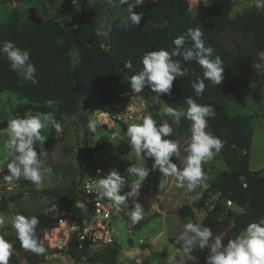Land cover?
<instances>
[{
    "label": "trees",
    "instance_id": "obj_1",
    "mask_svg": "<svg viewBox=\"0 0 264 264\" xmlns=\"http://www.w3.org/2000/svg\"><path fill=\"white\" fill-rule=\"evenodd\" d=\"M254 1V0H251ZM79 8V17L74 26L62 27L51 20L44 22L31 21L20 23L19 11L13 8L7 19L0 23V41L11 40L21 48H27L31 53V60L35 64L38 79L37 84L30 81L22 82L17 74L10 69L9 62L0 56V93L10 91L17 94L24 102L18 103L9 118L0 120V129L7 127V120L24 116L26 113H51L53 117L64 124L66 116L78 110H105L108 106L120 100L119 91L131 90L130 76L141 71V63L145 51L164 48L169 51L174 47L173 39L186 35L188 28H201L206 46L214 49V57L220 56L223 62V82L215 86L205 80V89L202 96H197L192 82L197 77L203 78V69L195 62H185L182 57H173L179 60L182 67L189 69V75L177 77L170 94H161L159 99L167 106L187 109L186 98L191 97L196 103L210 105L214 108L215 116L208 119L207 131L218 137L223 147L216 153L223 161L226 169L218 172L209 182L208 187L201 190L198 199L185 203L175 211L180 218H193L194 213L205 208L211 194L217 193L218 200L226 204L230 200L232 206L240 210L235 212L231 206L225 210L221 204H216L211 212L213 222L203 226L210 227L213 237L226 235L223 244L229 239L236 238L246 226L264 216V167L251 169L249 167V147L252 138L251 119L253 115H230L224 100L241 101L245 87L250 84L262 83V69H255L250 61L259 62L258 51L264 50V12H243L231 17L230 12L233 0H214L201 5L195 13L189 12V0H145L144 4L137 5L134 11L142 16L139 26L125 29L121 26V19L113 20L108 28V39L98 34L99 13L106 5L105 0H76ZM224 31H231L246 37L249 44L248 61L240 55L239 50L233 52L220 42L218 36ZM83 40L85 45L78 48L77 61L72 64L69 54L73 41ZM192 41L186 39L185 47H191ZM126 61L132 62V69L124 68ZM192 73H195L194 75ZM140 95L154 102L155 92L146 85ZM54 100L53 107L46 105L47 100ZM162 124L165 120L171 124L167 116L151 115ZM81 121L87 133L84 115ZM191 122L181 119L179 126L172 125L174 131L169 139L176 140L186 130L190 129ZM56 131L51 126L41 149L37 142L35 148L38 153L52 148L56 142ZM186 145L184 146V148ZM184 148L179 150V156H184ZM147 158V157H146ZM12 159L10 154L0 165V179L10 175L7 163ZM172 161L174 156L171 157ZM179 167V159L175 157ZM83 161L80 160V163ZM108 162L101 158H87L86 167L105 170ZM84 172L87 168L82 169ZM83 172V173H84ZM84 178V177H83ZM20 189L0 198V210L4 211L8 204L20 198L46 195L58 197L55 189H38L32 182L23 178L16 180ZM74 190L64 199V207L71 212L78 226L82 230V207L89 205L82 200ZM219 203V202H218ZM32 216L25 210H17L14 214ZM39 219L36 235L42 228L48 227L63 218L62 210L58 214L44 212L38 214ZM131 230L139 229L144 223L140 221L131 226L129 217L124 213L122 217ZM77 231H74L68 240L66 253L75 261L85 260L91 264H120L117 260L118 247L111 246L100 250L95 255H86L83 248L78 247ZM12 247L9 264H46V251L37 255L21 247L17 237H3ZM169 241L182 252V247L176 244V238ZM46 250V247L43 246ZM207 255H200L195 248L189 253L197 261L192 264H206Z\"/></svg>",
    "mask_w": 264,
    "mask_h": 264
},
{
    "label": "rangeland",
    "instance_id": "obj_2",
    "mask_svg": "<svg viewBox=\"0 0 264 264\" xmlns=\"http://www.w3.org/2000/svg\"><path fill=\"white\" fill-rule=\"evenodd\" d=\"M75 1L21 0L11 4L9 0H0V23L7 19L13 8H16L19 11L21 24L31 21L44 22L51 20L59 23L64 28L74 26L79 17V8ZM212 1L189 0V12L193 14L198 7ZM126 6L123 5L122 7ZM243 12L263 13L264 9H257L254 6V1L251 0H235L230 16L235 17ZM124 15H126V11L119 6L118 0L112 6L106 3L101 9L97 32L105 42L108 39V24L115 19H121ZM218 38L224 47L233 52L239 50L244 60L248 61L247 54L250 50L246 37H242L235 32L224 31ZM83 45H85L83 40H76L71 43L69 54L72 64L77 61L78 48ZM249 63L255 65V61ZM261 77V84H250L245 87V92L241 96V101L245 105L231 99L224 100L230 115H253L251 119L253 133L249 147V167L251 169L264 167V70L261 72ZM119 96L120 100L116 102L118 107H115L114 103L107 107L108 116L100 115L97 110H78L72 115L66 116L62 125L63 131L56 133L55 145L42 151L46 152L47 155L41 158L46 165L53 168V175L50 177L45 176L41 187L38 188L55 189L59 192V196L36 195L23 197L9 203L4 211L0 210V217L5 219V226L0 227V236L16 237L15 230L10 227V219L15 211L25 210L32 216H37L46 212V209L54 203L58 209L62 210L64 217L50 226L42 228L39 232V242L46 247V264H91L85 260L75 261L65 251L70 235L75 231L77 225L71 212L65 209L64 199L68 198L70 192L74 190L81 203L82 200H87L86 193L81 186L83 177L88 176L96 182L101 177L108 175L113 169L117 170L126 180L121 194L129 191L130 183L136 177L129 175L127 169L133 164L141 166L145 163V166L150 169L148 177L139 190V196L135 198V201L133 198H129L128 204L121 205L123 211L115 209L111 212L110 225L113 242L105 244L98 240L87 241L82 246L86 255H95L102 249L117 246L119 249L117 260L120 264H180V259L184 256V253L173 245L169 238H176L188 222L202 224L208 222V225H210L213 222L211 212L216 204H221L224 210L228 208L226 204L218 200L217 194L213 193L208 198L205 208L195 212L193 218L182 219L176 215V209L185 203L197 200L204 187L198 186L195 191L187 192L184 188L176 187L175 177H164L158 169L151 171L153 159L145 158L144 162L142 156L137 157L134 149H131L128 145L125 135L129 124L140 122V114L142 116L148 114L165 116L164 108L167 105L162 101L153 105L154 102L140 94L133 93L132 90H121ZM21 102H24V100L20 99L16 93L1 92L0 120L9 118L14 107ZM130 103H134L137 111L127 117L126 109H128ZM177 109L184 110L182 108ZM81 115L85 116L87 123L89 120L96 121L95 133L85 131ZM49 128L50 123H47V126L41 130L43 140L37 141L41 149L44 146ZM6 132L7 127L0 129V134H6ZM189 136L190 131L186 130L178 137L179 150L184 148ZM10 154L6 149L0 147V165ZM89 157L101 158L107 161V168L101 170L86 167L87 158ZM175 157L174 163H176ZM80 160L83 162L80 163ZM202 167L207 176V179L202 183L207 185L216 173L226 169L225 164L217 154L211 160L203 163ZM83 168H87V170L84 172ZM19 189L20 187L15 179L12 181H6L4 178L0 179V198L12 192H17ZM104 199L108 200L107 198ZM80 202L78 204L81 206ZM134 202L140 203L144 209V218L141 220L144 223L139 229L131 230L122 217L124 213L130 210L129 208L134 207ZM231 207L235 212L240 211L232 205ZM95 217L90 203L82 207V230L88 237L94 232ZM242 233L243 231L239 235ZM195 249L203 256L208 254L209 246L204 249ZM196 261L191 255L185 257V264H192Z\"/></svg>",
    "mask_w": 264,
    "mask_h": 264
},
{
    "label": "clouds",
    "instance_id": "obj_3",
    "mask_svg": "<svg viewBox=\"0 0 264 264\" xmlns=\"http://www.w3.org/2000/svg\"><path fill=\"white\" fill-rule=\"evenodd\" d=\"M112 6L116 0H105ZM145 0H118L119 6L126 11L121 18V26L127 29L131 26H139L142 16L140 12L134 11L137 5L144 4ZM127 5L126 7H122ZM257 9H264V0H254ZM192 41L191 47H185L186 39ZM174 47L171 51L159 48L145 51L141 60L143 69L130 76L131 90L135 94L143 92L146 85L150 86L156 93L154 103L159 104L161 94H170L173 82L177 77H187L189 69L182 67L179 60L173 57H182L183 61H195L203 69V78L197 77L192 82L196 95L202 96L205 89V80L218 86L223 82L224 66L220 56L214 57V49L206 46L203 40L201 28H188L186 35H180L173 39ZM259 62L254 65L255 69L264 68V50H259ZM0 56H4L9 62L11 71L15 72L22 82L30 81L37 84L36 66L31 60L30 50L21 48L11 40L0 41ZM131 61L124 63V68L132 69ZM193 75L195 73H192ZM46 105L53 107L54 100H47ZM186 110H178L170 105L164 108V115L171 118V124L165 120L162 124L157 122L150 114L145 115L139 123H131L127 126V143L134 149L137 157L152 158L151 171L159 170L164 177H175L176 187L184 188L187 192H193L198 186L207 188V179L202 164L211 160L223 147L222 141L216 137L208 128V119L215 116L214 108L210 105H201L191 97L186 98ZM186 118L191 122L190 136L186 140L184 152L186 155L179 156V143L169 139L173 134L172 125L179 126L181 119ZM50 123L57 133L63 131L52 114L26 113L24 116H16L7 120L6 134H0V147L12 154V159L7 163L10 175L4 177L6 181L13 179L32 182L37 188L42 185L45 176L53 175V168L45 164L41 157L47 155L35 148L37 141H42L41 130ZM89 131L95 133L97 123L89 120L87 123ZM176 156L179 159V167L171 159ZM150 169L145 166L131 165L127 172L135 176L131 181L130 190L121 194L126 180L120 173L113 169L108 175L96 181L89 192H94L98 199L107 198L117 211H123L121 205L127 203L129 198L139 196V190L149 175ZM27 198V194H25ZM198 198V197H197ZM128 204V203H127ZM125 214L129 217L131 226L137 225L143 218L144 209L140 203L134 202V207L129 208ZM58 207L52 204L46 209V213L58 214ZM39 219L36 216H25L14 214L10 219V227L15 230L16 237L21 247L37 255L45 253V248L39 242L36 235ZM5 226V219L0 217V227ZM226 235L220 234L213 237L210 227L202 223L188 222L176 237V244L182 247L184 256L180 264H185L193 248L204 249L210 245V252L206 258V264H264V216L250 222L243 233L234 239H229L223 244ZM12 245L0 236V264H9L12 255Z\"/></svg>",
    "mask_w": 264,
    "mask_h": 264
},
{
    "label": "built area",
    "instance_id": "obj_4",
    "mask_svg": "<svg viewBox=\"0 0 264 264\" xmlns=\"http://www.w3.org/2000/svg\"><path fill=\"white\" fill-rule=\"evenodd\" d=\"M114 105L115 107H118L117 103H114ZM136 111H137V108L136 106H134V103H130L128 109H126V116L130 117L131 114L135 113ZM97 112L100 115L108 116L106 109L97 110ZM139 117L142 119L144 116L140 114ZM94 183H95V180L88 176H85L81 182L82 189L86 193L87 202L90 203L93 216L94 217L96 216L95 217L96 221H95V226H93L94 232L91 234L90 237H88L87 234L83 230L77 231L78 226L75 229V231H77L78 247L80 248L87 241L98 240V241L104 242L105 244H111L113 242L110 218H111V212L115 210V208L112 206V203L110 201L106 199H98L94 192L93 193L89 192ZM226 205L231 206L232 205L231 201L226 200Z\"/></svg>",
    "mask_w": 264,
    "mask_h": 264
},
{
    "label": "water",
    "instance_id": "obj_5",
    "mask_svg": "<svg viewBox=\"0 0 264 264\" xmlns=\"http://www.w3.org/2000/svg\"><path fill=\"white\" fill-rule=\"evenodd\" d=\"M19 1H21V0H15V1L9 0V3L13 4L14 2H19Z\"/></svg>",
    "mask_w": 264,
    "mask_h": 264
},
{
    "label": "crops",
    "instance_id": "obj_6",
    "mask_svg": "<svg viewBox=\"0 0 264 264\" xmlns=\"http://www.w3.org/2000/svg\"><path fill=\"white\" fill-rule=\"evenodd\" d=\"M214 1V0H213ZM235 2V0H233V3ZM111 23V22H110ZM110 23L108 24V26H107V32H108V28H109V25H110Z\"/></svg>",
    "mask_w": 264,
    "mask_h": 264
}]
</instances>
